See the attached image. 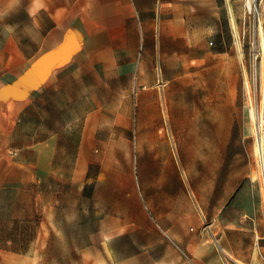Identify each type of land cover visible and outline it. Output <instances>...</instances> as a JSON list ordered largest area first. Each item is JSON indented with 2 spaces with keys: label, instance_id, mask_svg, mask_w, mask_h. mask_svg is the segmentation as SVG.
<instances>
[{
  "label": "rangeland",
  "instance_id": "obj_1",
  "mask_svg": "<svg viewBox=\"0 0 264 264\" xmlns=\"http://www.w3.org/2000/svg\"><path fill=\"white\" fill-rule=\"evenodd\" d=\"M255 8L261 16L250 12L246 0L158 4V52L143 69L132 64L103 71L96 90L106 117L95 148L92 133H86L90 148L84 152L85 165L93 158L104 171L94 182V199L80 197L78 182L72 184L82 172L75 146L87 118L75 113L89 112L83 98L91 92L69 85L37 103L13 144H59L48 182L37 185L29 173L25 182L0 187V264H90L80 257L87 232L111 213L127 229L141 199L158 231L156 217L174 207L180 223L198 236L199 256L192 264H245L255 229L264 224L256 178L259 122L252 118L263 99L260 77L254 76L258 68L260 76L261 53L254 44L260 17L264 23V0H256ZM231 19L244 40L245 62L235 49ZM24 153L29 159V151ZM90 181L87 194L93 192ZM210 244L216 247L214 262L205 263L200 248ZM98 251L103 255L102 247Z\"/></svg>",
  "mask_w": 264,
  "mask_h": 264
},
{
  "label": "crops",
  "instance_id": "obj_2",
  "mask_svg": "<svg viewBox=\"0 0 264 264\" xmlns=\"http://www.w3.org/2000/svg\"><path fill=\"white\" fill-rule=\"evenodd\" d=\"M161 2L0 0V187L25 182L29 173L30 181L37 185L50 180L53 150L59 143L45 140L21 147L13 144L12 138L25 116L38 102L45 101L47 93L69 85L82 86L91 93L83 98L89 104V112L75 113L87 118L75 146L82 172L72 184L78 182L80 197H96L94 182L104 171L93 158L86 165L84 162V152L90 148L86 133H92L95 148L100 122L106 117L101 93L96 90L100 91L103 84V71L132 64L138 70L147 67V61L159 48L154 26ZM96 118L99 122L93 126ZM27 150L29 159L24 153ZM98 169L93 175V170ZM93 178V192L87 194ZM144 193L142 198L146 196ZM128 220L125 229L119 226L116 214L111 213L101 226L89 230L80 243L81 261L90 264H139L144 260L150 264L197 262L198 236L180 223L174 207L156 217L160 231L152 223L150 208L142 199L136 202ZM253 242L250 257L244 263L264 264V224L257 225ZM99 246L104 256L99 253ZM180 246L189 254H181ZM227 247L225 239L226 251ZM200 250L205 263L214 262V245ZM240 257L237 259L242 261Z\"/></svg>",
  "mask_w": 264,
  "mask_h": 264
},
{
  "label": "bare ground",
  "instance_id": "obj_3",
  "mask_svg": "<svg viewBox=\"0 0 264 264\" xmlns=\"http://www.w3.org/2000/svg\"><path fill=\"white\" fill-rule=\"evenodd\" d=\"M256 0H246V5L251 13H255L256 16H259V11L255 8ZM261 16V15H260ZM231 25L235 31V49L240 56V58L245 62V52H244V40L243 37L234 21L231 19ZM255 48H260L261 53V66H260V76H259V68L254 69V76L260 77V85H261V93L263 95V99L258 107V112L255 111V108L252 109V118L255 121L259 122V131L258 139L255 145V154L259 159V170L257 173V179L260 180L262 185V192L264 198V23L262 22V18L260 17L259 25H258V41L254 44ZM256 58L259 56L256 55ZM255 77V78H256ZM257 83H259V79H257ZM247 89L252 93L254 91L253 85L250 79L247 77L246 79ZM110 237L109 235L107 236Z\"/></svg>",
  "mask_w": 264,
  "mask_h": 264
}]
</instances>
